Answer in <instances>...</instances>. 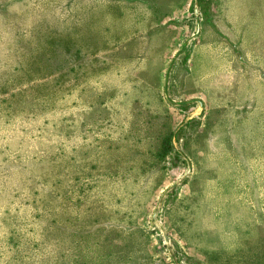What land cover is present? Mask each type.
<instances>
[{
    "label": "rangeland",
    "instance_id": "374dc122",
    "mask_svg": "<svg viewBox=\"0 0 264 264\" xmlns=\"http://www.w3.org/2000/svg\"><path fill=\"white\" fill-rule=\"evenodd\" d=\"M0 264H264V0H0Z\"/></svg>",
    "mask_w": 264,
    "mask_h": 264
}]
</instances>
